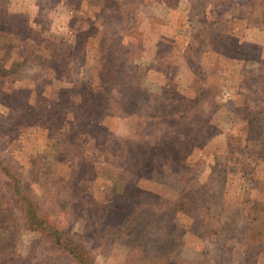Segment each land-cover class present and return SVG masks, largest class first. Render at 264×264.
Returning <instances> with one entry per match:
<instances>
[{
  "label": "rangeland",
  "instance_id": "374dc122",
  "mask_svg": "<svg viewBox=\"0 0 264 264\" xmlns=\"http://www.w3.org/2000/svg\"><path fill=\"white\" fill-rule=\"evenodd\" d=\"M0 264H264V0H0Z\"/></svg>",
  "mask_w": 264,
  "mask_h": 264
},
{
  "label": "trees",
  "instance_id": "16d2710c",
  "mask_svg": "<svg viewBox=\"0 0 264 264\" xmlns=\"http://www.w3.org/2000/svg\"><path fill=\"white\" fill-rule=\"evenodd\" d=\"M9 174L7 175L13 178L12 187L15 191V195L19 199L18 201L21 204L28 227L30 229L43 232L48 236L49 239H52L53 243L56 245V248H61V250H63L64 253L69 254V256H71L74 261L82 262L86 253L83 245L71 237L65 235L58 228L49 226L43 215L37 210L36 203L33 201V198L29 194L23 192V185L19 179L15 175L11 173Z\"/></svg>",
  "mask_w": 264,
  "mask_h": 264
}]
</instances>
